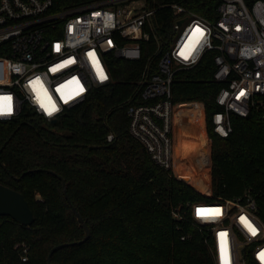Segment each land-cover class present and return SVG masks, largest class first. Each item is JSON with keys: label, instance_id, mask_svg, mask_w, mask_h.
I'll return each instance as SVG.
<instances>
[{"label": "trees", "instance_id": "16d2710c", "mask_svg": "<svg viewBox=\"0 0 264 264\" xmlns=\"http://www.w3.org/2000/svg\"><path fill=\"white\" fill-rule=\"evenodd\" d=\"M92 1L53 0V10ZM173 2L216 19L221 0H157L154 21L163 48L174 39L178 16L160 5ZM157 48L153 37L142 41L140 59L111 55L112 81L93 88L56 122L31 109L0 120V182L21 191L35 215L31 225L0 215V264H48L51 248L62 242L75 243L53 253L58 264H214L189 203L251 189L264 204V117L231 111L232 132L215 131L214 114L225 111L217 101L225 83L214 77L216 50L176 73L173 170L158 165L130 132L127 109L143 100L139 80L149 62L158 64ZM73 206L91 229L88 239ZM248 264L256 262L249 258Z\"/></svg>", "mask_w": 264, "mask_h": 264}, {"label": "built area", "instance_id": "2783aa9c", "mask_svg": "<svg viewBox=\"0 0 264 264\" xmlns=\"http://www.w3.org/2000/svg\"><path fill=\"white\" fill-rule=\"evenodd\" d=\"M156 1L95 0L56 11L53 0H0V120L27 109L58 119L93 88L112 81L111 55L140 59L142 41L153 37L162 53L156 66L146 65L139 80L143 100L127 112L130 132L158 165L174 168L176 73L195 67L208 51H217L214 77L225 83L217 96L225 111L214 114L215 131L232 132L231 111L247 116L256 110L264 117V0H221L216 19L163 3L178 16L167 48L154 21ZM189 205L192 219L206 231L214 264H248L249 258L264 264V204L251 189ZM175 216L183 217L178 209ZM27 251L24 245L23 260Z\"/></svg>", "mask_w": 264, "mask_h": 264}, {"label": "water", "instance_id": "95a60500", "mask_svg": "<svg viewBox=\"0 0 264 264\" xmlns=\"http://www.w3.org/2000/svg\"><path fill=\"white\" fill-rule=\"evenodd\" d=\"M52 121L56 122L57 119H53ZM60 178L63 180V188L65 195L70 200V195L66 187V180L61 175ZM73 208L77 214L78 219L81 221V223L83 224L86 230L85 239L90 238L91 229L88 223L85 221L81 213L77 211V208L75 206H73ZM0 215H10L14 219L25 225H31L35 221L34 212L25 195L21 191L1 182H0ZM71 243H75V242H62L54 245L49 252L48 264H58L53 262L52 260L53 253L58 249L67 246Z\"/></svg>", "mask_w": 264, "mask_h": 264}, {"label": "snow or ice", "instance_id": "6c2138e0", "mask_svg": "<svg viewBox=\"0 0 264 264\" xmlns=\"http://www.w3.org/2000/svg\"><path fill=\"white\" fill-rule=\"evenodd\" d=\"M201 31H202V30H201ZM4 111H8V112H10V111H11V108H10V107H7V108L4 109ZM252 230H253V234H255L256 229H255L254 226H252Z\"/></svg>", "mask_w": 264, "mask_h": 264}, {"label": "crops", "instance_id": "0c3cea01", "mask_svg": "<svg viewBox=\"0 0 264 264\" xmlns=\"http://www.w3.org/2000/svg\"><path fill=\"white\" fill-rule=\"evenodd\" d=\"M198 188V187H197ZM211 188V187H210ZM200 191L204 192V193H207V194H210L211 193V189H207V190H203V189H199Z\"/></svg>", "mask_w": 264, "mask_h": 264}]
</instances>
